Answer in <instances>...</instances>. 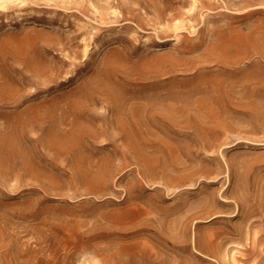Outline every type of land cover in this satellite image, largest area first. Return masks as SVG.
<instances>
[{"label": "rangeland", "instance_id": "rangeland-1", "mask_svg": "<svg viewBox=\"0 0 264 264\" xmlns=\"http://www.w3.org/2000/svg\"><path fill=\"white\" fill-rule=\"evenodd\" d=\"M0 264H264V0H0Z\"/></svg>", "mask_w": 264, "mask_h": 264}, {"label": "bare ground", "instance_id": "bare-ground-1", "mask_svg": "<svg viewBox=\"0 0 264 264\" xmlns=\"http://www.w3.org/2000/svg\"><path fill=\"white\" fill-rule=\"evenodd\" d=\"M94 93V92H93ZM104 94V93H103ZM203 98H204V96H203ZM201 101V100H200ZM206 101V100H205ZM208 102V101H207ZM205 103V102H204ZM199 104V103H198ZM137 106V105H136ZM144 106V105H143ZM199 106V105H198ZM146 107V106H145ZM148 107V106H147ZM203 108H204V105L202 106ZM134 108L135 107H132L130 110H134ZM201 108V107H200ZM136 109V108H135ZM238 109V108H237ZM144 110V109H143ZM147 110V109H146ZM121 117V116H120ZM115 120V119H114ZM136 121V120H135ZM149 122H150V120H149ZM149 122L147 123V124H149ZM139 125H140V128H141V126L143 127V125L145 126V124L144 123H142L141 121L139 122ZM140 130H142V129H140ZM139 130V132H137V134H138V136L139 137H142L143 136V130L142 131H140ZM132 134V133H131ZM192 135L194 136V139L197 137V138H200V139H202V140H204L205 138H202V136H200V134L199 133H197V132H193L192 133ZM160 136V135H159ZM190 138V137H189ZM148 139V138H147ZM202 140L201 141H197V144L199 145V144H201V146H202V148H206V147H212V145L210 144L211 143V141L210 140H207L206 142H202ZM216 140V139H215ZM147 141V140H146ZM129 142H131L130 140H129ZM148 142V141H147ZM147 142H145V141H143V144L142 145H140V147L138 148V149H136L135 150V154L136 155H141V153L145 150V149H147L150 145L147 143ZM1 147H2V145H1ZM149 149V148H148ZM137 151V152H136ZM9 153V152H8ZM17 153V152H16ZM117 154V153H116ZM144 154V153H143ZM209 156V155H208ZM9 157V156H8ZM206 157V156H205ZM155 160V158L154 157H148L146 154H145V156H143L142 155V159H141V161H144L145 163H147V162H149V163H151V162H156V161H154ZM152 164V163H151ZM130 194V193H129ZM131 195V194H130ZM223 202V201H222ZM221 202V203H222ZM232 202V201H231ZM219 203H220V201H219ZM215 204V203H214ZM208 205V204H207ZM223 205H225V206H229L230 204L229 203H223ZM212 207H214V206H212ZM247 212V211H246ZM194 213V212H193ZM175 227V226H174ZM174 234V233H173ZM181 243V242H180ZM129 259V258H128Z\"/></svg>", "mask_w": 264, "mask_h": 264}]
</instances>
